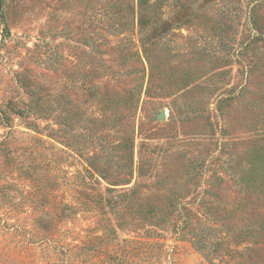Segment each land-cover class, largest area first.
<instances>
[{
	"label": "rangeland",
	"instance_id": "1",
	"mask_svg": "<svg viewBox=\"0 0 264 264\" xmlns=\"http://www.w3.org/2000/svg\"><path fill=\"white\" fill-rule=\"evenodd\" d=\"M136 1L0 0V140L17 150L15 157L21 147L33 156L49 146L56 157L65 150L67 159L50 172L49 182L56 193L68 194L86 164L69 155L66 141L106 134L101 141L111 147L109 158L114 162L124 154L119 124L111 121V127L92 135V127L102 125L92 119L101 116L102 105L89 95L91 85L120 96L134 94V107L126 112L130 118H122L132 124L134 172L130 183L118 188L141 179V190L153 202L152 208L149 201L145 206L152 216L134 209L124 219L112 216L107 232L116 236L114 246L131 239L155 243L149 264H264V236L256 242L234 238L235 243V233L226 229L264 220V193L250 192L242 178L251 153L264 152V0H148L157 3L156 12L144 8L141 21L128 10ZM102 7L111 17L97 19ZM75 105L84 114L82 126L71 120L64 135L61 113L70 118ZM162 108L164 121L156 118ZM141 144L148 148L138 173ZM9 157L0 149V187L29 194L36 183L16 167L25 156L17 163ZM169 200L190 210L193 231H178L173 215L159 213ZM19 210L26 213L18 222L30 223V207ZM9 217L16 220L15 213ZM65 228L70 229L66 242L80 246L86 235L104 231L82 212L67 219ZM4 233L0 247L21 253L27 264H51L46 245L22 252L25 234ZM219 240L224 249L216 252ZM88 250L77 251L75 264H83L84 257L93 261Z\"/></svg>",
	"mask_w": 264,
	"mask_h": 264
},
{
	"label": "trees",
	"instance_id": "2",
	"mask_svg": "<svg viewBox=\"0 0 264 264\" xmlns=\"http://www.w3.org/2000/svg\"><path fill=\"white\" fill-rule=\"evenodd\" d=\"M156 4L149 5L148 0H137L136 4L133 3L128 7V10L133 13L135 12V15L137 12L138 20L141 21V18L145 15L143 9L147 8L155 13ZM148 14L152 17L151 13ZM105 17L111 16L105 11V7H102V15L99 17L98 14L97 19L103 20ZM150 17L146 18L147 21L151 19ZM158 21H155L156 26L159 25L157 24ZM92 52L93 57H95L97 52L96 45L92 46ZM89 95L102 105L100 110L101 116L92 117L94 121L102 123V125L92 127L94 129L92 135L96 134V131L103 129L105 126L111 127V121L119 124V128L123 132L121 137L124 140L122 143L120 141L119 150L120 152H124V154L116 155L117 159L114 162L109 158L111 155V147L101 141V139L105 140L103 136H107L106 134L101 136L95 135L94 137L85 136L81 139L76 137L70 143L66 141L65 146L71 149L69 155L75 158L76 161H84L86 164L84 169L76 174L73 187H71L70 192L67 194V192L56 193L49 182L50 172L54 168H59L66 161L67 157L63 155L66 151L60 150L61 155L56 157V150L52 146H49V148L44 147L48 148L47 151H36V155L33 156V152L27 153L26 149L21 147L20 154H17L18 157H21V155L25 156L26 159L33 157L28 162L24 158L21 166L16 167L29 173L31 175L30 180L34 181L36 186H34L35 189L29 194H23L22 191L12 186L0 187V210L6 209L1 204L3 202L10 204L9 207L12 206L0 212V231L5 232L3 235H9L11 230L24 233V241L19 242L22 252L24 249L32 248L31 246L46 245L45 248L52 252L50 254L52 256L50 259L51 264H75L76 256H79L77 251H83L86 247L89 249L86 255L93 261L89 262V258L86 259L84 257L81 259L83 264H96V262L97 264H106V262L108 264H149L151 263L149 260L152 258L149 255V248H153L155 243L149 240L131 239L125 240L121 243L122 245L117 244L119 246H114L116 245L114 244V240L117 238L116 236L111 238L109 232H107V223L111 221L110 218L112 216L124 219L133 209L137 214L143 213L152 216L150 207L148 206L145 209V206L148 205L149 201L152 208L153 202L150 200V195L143 193L141 190V186L143 185L141 179H137L131 186L118 188L119 185L130 183L131 176L134 172V142L133 140L130 142L132 124H129L127 120L122 121V118L125 120V116L130 118V113L126 114V112H129L134 107V94L133 96L130 94L126 97L116 93L102 92L101 87L93 83L89 89ZM122 106L125 110H122ZM83 115L79 105H75V111L71 114L70 118H68L66 113H61L59 123L62 125V133L67 135L71 120H73L72 125L77 124L82 126L81 121ZM116 119L121 121V123H118ZM94 121L92 120L90 122L95 123ZM89 138L90 141L87 142ZM147 148L148 146L145 144L139 146L138 160H136V170L138 173L143 171L145 163L144 154L147 152ZM0 149L3 151L5 157L10 156V160L16 161V163L18 162V159L16 160L18 157L12 156V153L17 152V150L13 151L11 144L7 140H0ZM114 167L115 170L113 171L112 169ZM1 171L3 169L0 167ZM242 178L246 184V188L250 192H254L255 195L264 193V152L254 150L251 153L249 171L243 174ZM101 179L111 186L105 185ZM179 198V196L174 195L173 201H178ZM173 201L169 200L167 208L162 209L159 213L173 215L177 221L176 226L178 231H193L195 228H193L188 216L190 210H183L184 207L178 208ZM23 205L29 206L30 210H32V221L30 223L21 224L18 222L17 217H19V214L25 212V210H19ZM252 211L253 208H250L249 213ZM78 212L92 215L96 219L97 227L100 226L104 229L100 236L86 235L85 242L81 246L71 244L65 240L70 231V229L65 228L66 221ZM154 212H156L155 209ZM4 213L7 218H1ZM14 213L16 216L14 219L16 220L9 222V216L14 215ZM243 222L245 224H237L235 226L236 228L227 226V230L231 229L235 233L234 235L231 234L233 237L232 242L237 238L241 239L242 242L248 240L256 242L264 236L263 219L257 220L254 223L246 220ZM235 243H238V241H235ZM222 249H224V246L221 240L215 242L214 251L220 252ZM100 256L103 258L99 259ZM243 261L247 262L246 260ZM30 262L33 263V260ZM0 264L27 263L22 258L21 253L11 251L8 249V245H3L0 247ZM152 264L154 263L152 262ZM229 264L245 263L235 261Z\"/></svg>",
	"mask_w": 264,
	"mask_h": 264
},
{
	"label": "water",
	"instance_id": "3",
	"mask_svg": "<svg viewBox=\"0 0 264 264\" xmlns=\"http://www.w3.org/2000/svg\"><path fill=\"white\" fill-rule=\"evenodd\" d=\"M156 118L159 120H166V110L164 108L156 115Z\"/></svg>",
	"mask_w": 264,
	"mask_h": 264
}]
</instances>
